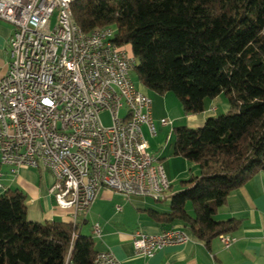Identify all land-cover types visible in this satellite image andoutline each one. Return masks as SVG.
Instances as JSON below:
<instances>
[{"label":"trees","instance_id":"obj_1","mask_svg":"<svg viewBox=\"0 0 264 264\" xmlns=\"http://www.w3.org/2000/svg\"><path fill=\"white\" fill-rule=\"evenodd\" d=\"M72 10L86 32L114 27L115 41L131 47L140 83L173 92L184 114L225 95L228 112L201 127H174V155L197 162L201 173L171 194L169 211L150 212L208 242L236 230L241 220L215 214L264 170V0H75ZM27 207L22 190L0 193V264H66L68 257L69 264H96L92 235L71 222L30 221Z\"/></svg>","mask_w":264,"mask_h":264},{"label":"built area","instance_id":"obj_2","mask_svg":"<svg viewBox=\"0 0 264 264\" xmlns=\"http://www.w3.org/2000/svg\"><path fill=\"white\" fill-rule=\"evenodd\" d=\"M66 1L0 0V18L14 26L7 71L0 76L1 162L14 173L23 167L50 170L56 179L51 191L60 207L72 210L74 222L88 213L102 187L167 199L171 181L144 131L158 132L153 99L131 86L136 60L115 41L114 27L96 28L89 37L70 33ZM123 104L132 107L127 126L118 121ZM104 111L109 126L101 119ZM160 123L173 124L165 118ZM93 232L101 235L98 223ZM219 237L226 248L235 241L229 234ZM132 238L136 254L151 257L188 242L189 235L169 228L137 230ZM95 262L121 264L110 250Z\"/></svg>","mask_w":264,"mask_h":264},{"label":"crops","instance_id":"obj_3","mask_svg":"<svg viewBox=\"0 0 264 264\" xmlns=\"http://www.w3.org/2000/svg\"><path fill=\"white\" fill-rule=\"evenodd\" d=\"M7 22L0 18V76L7 71L10 60L9 41L14 30V26ZM127 46L131 50V47ZM140 88L153 99V117L157 135L161 131L160 128L166 127L160 123L163 118L173 122L172 128L181 124L201 127L208 117L230 110L227 98L221 94L215 98L206 99L203 112L186 115L173 92L166 94L155 92L160 95L159 99L154 98L151 95L153 91L142 84ZM146 130L152 136L147 128ZM155 158L156 161L159 160ZM164 169L172 188L177 176L172 175L170 178L165 167ZM55 181L53 173L42 167H23L14 173L9 165L1 162L0 158V193L14 189L25 192L30 221L71 222L78 226V233H82L84 225L89 223L92 226L96 250L98 252L112 251L121 264H264V170L232 191L226 203L219 207L215 214L217 221L241 220L236 230L225 233L235 238L229 248L223 245L220 237L208 242L198 238L190 228L184 227L182 222L176 221L165 225L151 216L150 209L167 212L170 210V205L158 204L156 202L161 201L149 196H127L108 187L100 189L88 213L80 215L74 222L72 210L60 207L51 191ZM174 192L176 191L172 190L169 195ZM118 206L121 209H118ZM188 212L194 215L190 209ZM95 223L101 227L100 236L93 232ZM169 228L186 230L189 235L188 242L168 245L151 257L136 254L132 238L134 232L143 230L148 233H160Z\"/></svg>","mask_w":264,"mask_h":264},{"label":"rangeland","instance_id":"obj_4","mask_svg":"<svg viewBox=\"0 0 264 264\" xmlns=\"http://www.w3.org/2000/svg\"><path fill=\"white\" fill-rule=\"evenodd\" d=\"M133 79L135 81V84L138 87H141V83L139 81L138 75L135 70L133 71ZM151 95L154 98H157V97L159 98L160 96L159 94H156L155 92H151ZM124 113L125 111H123V114ZM101 119L104 125L106 126H109L112 122L110 113L107 111H104L101 114ZM160 129L161 131L156 137L150 136L146 128H144V131L146 133V138L149 141L150 146H151L150 152L155 157L159 158L157 162L163 163L170 178L172 177V175L177 176V178L175 179V182L173 183V187L168 192V195H169L170 193H172V190L179 191V190L184 189L186 186L184 181L189 180L190 178H192V176L199 175L201 173V170L197 162L187 160L183 156L174 155V144H175L174 128H172V126L169 125V126H166L165 128H160ZM168 136L170 137L168 138ZM156 203L163 204V205L165 204L169 206L171 204V195H169L166 200H163V202L161 201V202H156ZM187 207H188L187 209H190L191 211H193L191 202H188ZM82 233L84 235H92V226L89 223L84 225Z\"/></svg>","mask_w":264,"mask_h":264},{"label":"bare ground","instance_id":"obj_5","mask_svg":"<svg viewBox=\"0 0 264 264\" xmlns=\"http://www.w3.org/2000/svg\"><path fill=\"white\" fill-rule=\"evenodd\" d=\"M74 1L75 0H67L66 4H65V11L67 13L68 30L70 31V33H76V35H80V37H89V32L82 30V28H80V26L76 23V20H75L74 14H73V10H72V6H73ZM103 30H110V26L103 27ZM128 49H129V58L131 60H136V58L133 55L130 48H128ZM136 63L137 62H135V64H133V71L135 70ZM133 71L131 74V86L132 87H138L135 84V81L133 79ZM123 111H125L124 114H123ZM129 117H132V107H130V104H123V108H121V111L118 114L119 126H127ZM68 259H69V257L67 258V261H68ZM100 259H101V252H98L95 260H100ZM67 261H66V264H67Z\"/></svg>","mask_w":264,"mask_h":264}]
</instances>
